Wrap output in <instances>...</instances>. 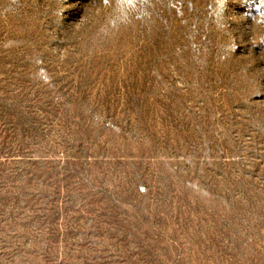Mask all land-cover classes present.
Segmentation results:
<instances>
[{
  "label": "rangeland",
  "instance_id": "374dc122",
  "mask_svg": "<svg viewBox=\"0 0 264 264\" xmlns=\"http://www.w3.org/2000/svg\"><path fill=\"white\" fill-rule=\"evenodd\" d=\"M0 264H264V0H0Z\"/></svg>",
  "mask_w": 264,
  "mask_h": 264
}]
</instances>
